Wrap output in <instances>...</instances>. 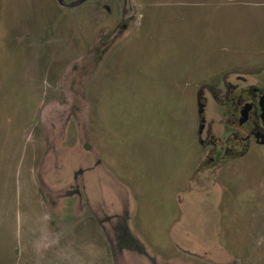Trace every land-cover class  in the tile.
<instances>
[{
  "label": "rangeland",
  "instance_id": "374dc122",
  "mask_svg": "<svg viewBox=\"0 0 264 264\" xmlns=\"http://www.w3.org/2000/svg\"><path fill=\"white\" fill-rule=\"evenodd\" d=\"M237 74L264 0H0V264H264V146L198 136Z\"/></svg>",
  "mask_w": 264,
  "mask_h": 264
},
{
  "label": "flooded vegetation",
  "instance_id": "af4514ba",
  "mask_svg": "<svg viewBox=\"0 0 264 264\" xmlns=\"http://www.w3.org/2000/svg\"><path fill=\"white\" fill-rule=\"evenodd\" d=\"M240 83L243 86H240ZM220 84L224 94L213 90L210 96L220 108H225L223 113H226L225 124L228 129L224 131L223 136L216 137L213 124L208 125L206 122L205 108L208 100L203 90L198 94L197 100L199 143L213 150L208 153V161L213 165L245 156L253 144L264 146V86L257 87L255 83L251 84L239 74L234 82H231L229 77H223ZM242 117L246 118L243 123L240 122Z\"/></svg>",
  "mask_w": 264,
  "mask_h": 264
},
{
  "label": "water",
  "instance_id": "95a60500",
  "mask_svg": "<svg viewBox=\"0 0 264 264\" xmlns=\"http://www.w3.org/2000/svg\"><path fill=\"white\" fill-rule=\"evenodd\" d=\"M245 119H246L245 117H242L240 122L243 123L245 121ZM202 128H203V126L201 127V131H202Z\"/></svg>",
  "mask_w": 264,
  "mask_h": 264
}]
</instances>
